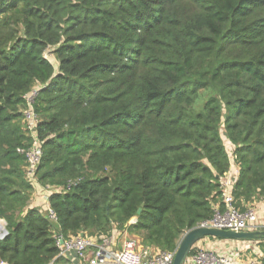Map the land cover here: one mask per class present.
Segmentation results:
<instances>
[{
	"label": "trees",
	"instance_id": "16d2710c",
	"mask_svg": "<svg viewBox=\"0 0 264 264\" xmlns=\"http://www.w3.org/2000/svg\"><path fill=\"white\" fill-rule=\"evenodd\" d=\"M35 88L56 224L21 152ZM232 167L236 206L264 201V0H0V264H72L57 235L115 229L174 252Z\"/></svg>",
	"mask_w": 264,
	"mask_h": 264
},
{
	"label": "built area",
	"instance_id": "2783aa9c",
	"mask_svg": "<svg viewBox=\"0 0 264 264\" xmlns=\"http://www.w3.org/2000/svg\"><path fill=\"white\" fill-rule=\"evenodd\" d=\"M37 96V88L25 96L29 108L24 111L23 121L26 131L32 140L27 151H21L27 159L26 179L34 187L31 207H37L43 215L52 223H57V215L50 202V197L55 189L42 186L37 177V170L42 158V146L38 138V116L33 110V102ZM234 171V172H233ZM239 175V170L232 167L231 171L222 180V203L214 209L211 220L200 224L198 227L232 231L236 233H250L264 231V216L251 207L242 211L235 204L233 189ZM136 219L131 221L135 223ZM115 232H120L115 230ZM60 256L68 259L72 264H173L176 251H154L141 245L139 239L128 238L119 240L114 233L99 237H88L79 234L63 239L56 236ZM205 240H217L205 238L196 243L187 257L185 264H234V260L224 255L219 249L201 244ZM227 241V240H218ZM248 243H251L249 241ZM5 264V263H3ZM249 264H263L259 260L250 261Z\"/></svg>",
	"mask_w": 264,
	"mask_h": 264
},
{
	"label": "water",
	"instance_id": "95a60500",
	"mask_svg": "<svg viewBox=\"0 0 264 264\" xmlns=\"http://www.w3.org/2000/svg\"><path fill=\"white\" fill-rule=\"evenodd\" d=\"M140 213L141 210L138 212V214ZM5 226L6 222L4 220H0V240H3L8 236V231ZM205 238L227 241H260L264 239V231L236 233L232 231L197 227L188 231L182 237L176 250L173 264H185V261L194 245Z\"/></svg>",
	"mask_w": 264,
	"mask_h": 264
},
{
	"label": "crops",
	"instance_id": "0c3cea01",
	"mask_svg": "<svg viewBox=\"0 0 264 264\" xmlns=\"http://www.w3.org/2000/svg\"><path fill=\"white\" fill-rule=\"evenodd\" d=\"M234 169H236V168H234ZM250 207L254 208L259 213L260 217L264 216V201L255 203ZM115 230L113 232L114 235L121 241H124V240L132 237L128 234L127 231L119 230L120 232H115ZM134 238H136V237H134ZM136 239H138V238H136ZM236 243H238V241L205 240L201 244H205L206 246H208L210 248L214 247V248L219 249L224 255L231 257L234 260V264H249V262H245V260L241 259L240 254H238V252H242L245 248L249 249L251 247V245H250L251 243H245L246 245L243 246V249L238 248L237 247L238 244H236ZM255 249L257 251L258 247ZM256 251H255V253H256ZM258 252L261 253L260 249H258Z\"/></svg>",
	"mask_w": 264,
	"mask_h": 264
},
{
	"label": "rangeland",
	"instance_id": "374dc122",
	"mask_svg": "<svg viewBox=\"0 0 264 264\" xmlns=\"http://www.w3.org/2000/svg\"><path fill=\"white\" fill-rule=\"evenodd\" d=\"M33 205V203H32ZM131 238H134L133 236ZM249 241H238V248H241L243 249V246L246 245L245 243H248ZM251 247L249 249H244L242 252H238V254H240V257L242 260H245V262H250V261H253V260H260L261 258V253L258 252V249L261 250V248L258 246L257 242L256 241H251ZM255 246V247H254ZM257 251L255 248H257ZM255 249V250H254ZM256 251V253H255Z\"/></svg>",
	"mask_w": 264,
	"mask_h": 264
}]
</instances>
